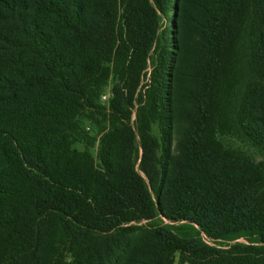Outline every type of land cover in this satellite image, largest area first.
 Listing matches in <instances>:
<instances>
[{
	"label": "trees",
	"instance_id": "trees-1",
	"mask_svg": "<svg viewBox=\"0 0 264 264\" xmlns=\"http://www.w3.org/2000/svg\"><path fill=\"white\" fill-rule=\"evenodd\" d=\"M246 44L261 79L264 0H20L0 28V264H264V165L218 138L264 145V82L234 102ZM85 108L108 123L99 164L71 147Z\"/></svg>",
	"mask_w": 264,
	"mask_h": 264
},
{
	"label": "rangeland",
	"instance_id": "rangeland-1",
	"mask_svg": "<svg viewBox=\"0 0 264 264\" xmlns=\"http://www.w3.org/2000/svg\"><path fill=\"white\" fill-rule=\"evenodd\" d=\"M20 0H5L2 2L0 0V9L3 11L2 18L0 19V28L5 29L8 28L12 17L15 12V8L18 6ZM203 2H208V0H202ZM5 9V10H4ZM193 13L201 18V13L198 9L193 8ZM171 21H168L165 17H162V27H165L168 23H174V17L172 13H170ZM175 31V30H173ZM174 35V34H173ZM203 39L199 35H192L190 37V43L200 42ZM193 55L197 57H201V52L196 49L194 46ZM244 59L243 61V71H244V79L240 82L235 95V106H240L243 102L245 95L250 92V90L254 89L259 85V83L264 82V76L259 78L258 70L260 68L255 67L254 62H257V58L254 59V54L252 53L251 48H249V44H246V50L244 51ZM259 65V64H258ZM257 65V66H258ZM262 67V66H261ZM152 71V59H148V66L146 68V74L142 77V83L139 89L145 91L147 88L146 84L149 82ZM116 83L115 78L111 77L107 84L103 87L100 92L98 101L103 105H107L110 97L113 95V86ZM144 85V86H143ZM184 85L194 88L195 84L189 80L184 81ZM137 106L133 108L131 123L134 128H137ZM192 107V103L184 99L182 96L178 97L176 102V111L174 117V128H173V150L178 153L180 151L181 142L187 132L189 127V121L184 116V111L188 108ZM98 109L91 110L90 108L81 109L76 116L77 123L80 126V133L82 137L74 142L71 147L78 150H89L94 156L96 162L99 164V149H100V139L105 131V128L108 126V123L104 120L103 116L100 115ZM218 138L223 142L224 146L227 149L238 153V155L242 157L249 158L251 160L256 161L264 165V145L254 144L250 142L248 139H245L244 136H240L235 133H219ZM164 221V223H168L170 225L177 224L175 221H171L165 218L160 217ZM147 222L146 219L140 221H132L126 223L125 225L129 227L138 228L143 226ZM201 237L208 244L216 245L214 239L208 237L204 232H201ZM252 238L249 236H241L235 240H232L230 243L234 244L237 242H250ZM69 258V257H68ZM175 264L179 263V253L175 255Z\"/></svg>",
	"mask_w": 264,
	"mask_h": 264
}]
</instances>
